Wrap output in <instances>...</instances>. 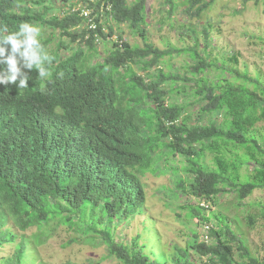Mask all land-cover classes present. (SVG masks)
<instances>
[{"label": "trees", "instance_id": "obj_1", "mask_svg": "<svg viewBox=\"0 0 264 264\" xmlns=\"http://www.w3.org/2000/svg\"><path fill=\"white\" fill-rule=\"evenodd\" d=\"M106 2L113 24H127L134 33L144 34L146 0L132 5L126 0ZM166 3L172 13L173 1ZM211 3L189 0L188 8L198 16ZM48 9L44 0H0V22L10 31H18L22 22L48 26L79 46L61 59L59 50L67 46L59 41L49 53L50 75L41 79L33 69L25 89L0 85V250L13 249L0 264H22L26 249L19 237L33 227L50 229L53 221L87 237L99 236L108 253L124 264H192L189 249L205 260L202 264H264L251 256L226 219L205 215L198 204L186 207L191 218L198 223L213 219L218 225L210 231L209 245L195 239L184 249L176 247L173 254L158 257L147 243L137 245L143 233L129 246L113 239L119 223L142 214L145 193L140 178L154 160L181 157L182 172L190 177L179 178L176 185L195 201L211 202L224 191L243 201L255 189H264V134L257 129L259 123L264 129V83L259 75L239 73L236 55L220 65L215 59L212 63L207 44L198 51L194 31L188 47L161 51L147 40L142 47L116 42L102 63L86 65L82 49L96 46L75 31L80 19L74 14L47 17ZM209 29L208 24L200 30L205 41ZM41 43L45 48L50 40ZM173 55L190 59L188 76L158 66ZM213 64L224 77H205ZM181 95L184 102L178 103ZM195 104L197 123L190 125L186 110ZM204 117L208 120L200 124ZM248 166L249 182L241 183V169L247 172ZM261 208L264 213V205ZM149 234L144 233L151 240Z\"/></svg>", "mask_w": 264, "mask_h": 264}, {"label": "rangeland", "instance_id": "obj_2", "mask_svg": "<svg viewBox=\"0 0 264 264\" xmlns=\"http://www.w3.org/2000/svg\"><path fill=\"white\" fill-rule=\"evenodd\" d=\"M45 6L49 7L47 17L59 16L70 0H44ZM137 0H126L127 5H132ZM174 10L168 13L169 5L166 0H146L145 22L141 28L143 35L134 33L127 24L111 23L112 37L92 50L83 47V62L86 65L102 63L112 49L113 43L125 42L129 46L142 47L147 40L153 47L163 51L167 48H184L192 45V31L196 32L198 51L202 52L204 44L209 47V59L212 63L220 65L223 59L236 55L238 64L236 69L239 73L247 72L253 78L258 74L264 83V0H212V3L198 16L190 10L189 0H172ZM207 2L208 0H204ZM35 10L40 7L32 5ZM209 24V39L205 41L201 28ZM42 29L41 40L49 39L50 43L45 47L47 53L55 52L58 42L62 41L67 47L59 50L61 59L70 57L79 49L78 44L62 38L56 30L48 26H40ZM120 39V40H119ZM81 47V46H80ZM192 64L184 55H173L164 59L159 67L169 70L175 75L188 76L186 64ZM217 65V66H218ZM211 69L206 73L210 80L224 77L221 70ZM230 68L232 65H229ZM137 69L135 66L133 67ZM155 72V71H154ZM138 75H143L139 72ZM225 78L232 81L229 75ZM178 103L184 102L183 96L176 97ZM199 105L187 107L190 115L188 123H197L196 111ZM207 117L200 119V124H205ZM263 123L257 125L258 131L264 134ZM164 151L160 150L159 154ZM241 160L246 156L240 154ZM205 162L209 165V156ZM152 168L144 176L141 182L144 186L145 201L142 214L135 215L127 221L119 223L113 229V239L116 243L129 246L131 239L143 233L137 245L147 243L151 247L152 254L160 257L175 252L176 247L186 248L199 237V223L191 218V213L186 207L196 206L197 201L187 195L186 190L181 192L176 181L189 179L190 176L182 172L183 159L176 156L168 157L167 162L163 159L152 163ZM237 165V164H236ZM214 171L217 170L212 164ZM158 167V169L156 168ZM233 167L229 171H233ZM154 173L153 170H156ZM241 173L240 182H249L251 166L247 172ZM154 173V174H153ZM264 205V189H255L246 199L240 201L235 193L224 191L215 195L208 202V210L205 215L216 213L218 217L226 219L235 237L246 247L251 256L259 261H264V213L261 206ZM200 211V210H199ZM214 229L217 222L211 219ZM49 227H33L27 229L19 238L25 246L22 264H124L108 253L106 245L99 236L87 237L80 232H75L67 226L49 223ZM43 229V230H42ZM144 233L154 236L148 239ZM156 236H155V235ZM195 235V237H194ZM16 239V242L19 241ZM236 242L232 243L233 257L239 259L236 250ZM12 246H5L0 250V259L11 254ZM146 252V250H144ZM192 264H202L205 260L196 255L193 250L188 252Z\"/></svg>", "mask_w": 264, "mask_h": 264}, {"label": "clouds", "instance_id": "obj_3", "mask_svg": "<svg viewBox=\"0 0 264 264\" xmlns=\"http://www.w3.org/2000/svg\"><path fill=\"white\" fill-rule=\"evenodd\" d=\"M40 26L22 22L18 31H10L0 22V85H14L19 89L29 87V72L36 70L41 79L50 75L52 58L41 43Z\"/></svg>", "mask_w": 264, "mask_h": 264}, {"label": "built area", "instance_id": "obj_4", "mask_svg": "<svg viewBox=\"0 0 264 264\" xmlns=\"http://www.w3.org/2000/svg\"><path fill=\"white\" fill-rule=\"evenodd\" d=\"M65 14H74L80 19L81 22L76 26L75 31L84 41L91 39L92 43L97 46L112 37L108 27L113 23V12L106 0H71L59 15ZM79 41L80 39L77 42ZM197 204L206 211L208 210V201L205 199L197 201ZM212 229L211 222L199 223L198 242L209 245L212 242L210 234Z\"/></svg>", "mask_w": 264, "mask_h": 264}]
</instances>
